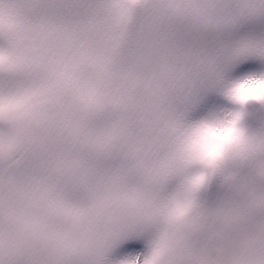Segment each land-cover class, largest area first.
Instances as JSON below:
<instances>
[{"label":"snow or ice","instance_id":"1","mask_svg":"<svg viewBox=\"0 0 264 264\" xmlns=\"http://www.w3.org/2000/svg\"><path fill=\"white\" fill-rule=\"evenodd\" d=\"M257 85L264 0H0V264H264Z\"/></svg>","mask_w":264,"mask_h":264},{"label":"clouds","instance_id":"2","mask_svg":"<svg viewBox=\"0 0 264 264\" xmlns=\"http://www.w3.org/2000/svg\"><path fill=\"white\" fill-rule=\"evenodd\" d=\"M256 88L264 89V85H257ZM242 91H243V89H242ZM226 135H227V134L225 133V136H226Z\"/></svg>","mask_w":264,"mask_h":264}]
</instances>
